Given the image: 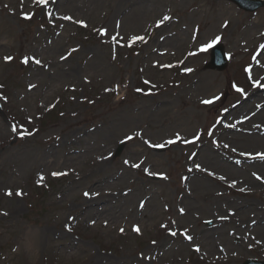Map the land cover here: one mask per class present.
I'll return each instance as SVG.
<instances>
[{
	"label": "rangeland",
	"instance_id": "rangeland-1",
	"mask_svg": "<svg viewBox=\"0 0 264 264\" xmlns=\"http://www.w3.org/2000/svg\"><path fill=\"white\" fill-rule=\"evenodd\" d=\"M66 3L0 0V125L4 130H0V181H8L3 185L4 192L11 190L10 200L0 194V213L10 211L9 219L0 214V264H79L80 258L87 260L94 253L117 262L125 247L136 255L126 256L124 264H213L193 251L180 252L177 260L147 259L145 256L153 255L155 250L141 252L151 242L181 243L184 235L188 236L172 239L167 235L176 203L184 193L189 157L200 152L203 145H220L223 120L235 116L241 107H258L257 113L264 111V102L249 103L264 92H259L257 85L251 86L246 75L264 48V8L246 13L231 3L214 0ZM53 6L57 20L51 18ZM165 16L169 19L165 20ZM212 25H216L215 30ZM250 26H256L257 32L245 47L250 49L245 51L241 47L247 43L245 32ZM160 30L169 37L187 30L186 43L167 56L151 54L159 38H155L152 48L146 41ZM213 41L224 47L228 61L224 72L206 67L211 60L206 45ZM162 47L172 49L168 43ZM35 50L41 52L42 67H51L48 72L40 69L35 81L37 93L26 90ZM193 78H205L209 83L211 91L206 99L211 103L181 97ZM249 92L255 96H248ZM172 121L189 123L194 133L186 138H195L167 148H150L159 142L155 141L158 130ZM150 135L153 143L148 147L143 141ZM89 144L93 149L105 145L106 155L110 154L105 162L109 175L126 173L130 179L113 187L108 180L100 185L104 177L98 175L101 168L97 169L94 160L85 154ZM123 144L124 151L117 157ZM40 152L70 161L79 171L89 170L78 193L72 192V184L78 183L71 175L37 178L27 163ZM204 179L212 184L218 199L245 200L252 206L251 211L264 212L262 186L242 192L240 186L223 185L213 177ZM103 187L106 195L115 196V203L120 202L124 191L138 196L169 192V196H162L167 212L142 227L141 234L133 230L120 234L115 230L105 237L103 228L92 229L87 215L79 211L85 204L82 193L98 194ZM193 197L197 204L206 201L204 192H196ZM238 218L230 219L228 228L235 231L233 220ZM206 220L201 224L203 229L215 227L212 218ZM194 223L195 220L190 226L194 227ZM45 234L59 239L53 245L74 240L90 251L73 260L61 254L51 257L46 241L29 256L24 239ZM231 242L239 246L241 241L234 235ZM253 259L264 262L256 251L236 264Z\"/></svg>",
	"mask_w": 264,
	"mask_h": 264
},
{
	"label": "bare ground",
	"instance_id": "bare-ground-1",
	"mask_svg": "<svg viewBox=\"0 0 264 264\" xmlns=\"http://www.w3.org/2000/svg\"><path fill=\"white\" fill-rule=\"evenodd\" d=\"M72 1L74 0H66V4L72 5ZM54 8L56 6L51 9V18L57 20V12L54 11ZM225 24L226 22H223V25ZM211 27L215 30L216 25ZM187 32V30L178 31L174 36L169 37L163 30H160L157 35L155 34L147 40L148 45L152 48L154 41H156L155 38H159L158 43L152 48L151 54L167 56L175 53L186 43ZM256 32V26L247 28L245 32L247 43L242 45L241 48H245L249 44ZM165 43L171 45L172 49L163 48L162 45ZM248 49L250 48L248 47L244 50L247 51ZM30 60L33 62V69L32 73L27 77L26 90L27 92L34 90L37 93L35 81L39 77L40 69L48 72L51 67L46 66L43 68L42 62L39 64L35 62L41 60L40 51L39 53L36 50L32 52ZM248 79L251 86L257 84L259 92H264V48H261L258 56L249 67ZM208 85L209 83L205 78H193L187 91L181 97L189 100L201 99L200 101L204 103V101L208 100L206 98L210 96L211 89ZM251 95L255 96L253 93L248 96ZM256 97L249 103L264 102V94L256 95ZM257 109L251 110L250 107L243 106L237 113L233 111L232 114L236 113L235 116H227L222 124L220 123V128H222L221 144L219 145L215 142L212 145H203L200 152L189 157L190 167H188V172L184 179V193L176 203L174 217L170 219L171 226L167 235L172 239L178 235L182 239L184 234L188 236L184 235L181 243L172 240L171 243L163 241L157 244L150 240L151 245H147L141 252V254H148L155 250L153 255L148 254L145 256L147 259L177 260L176 258L180 257V252L182 251L196 252L202 260L213 264H236L244 256L256 251L264 257V212L255 209L251 211L252 206L245 200L232 199L229 201L218 199L214 194L212 184L204 179V177H213L223 185L240 186L242 188L239 190L242 192L252 186H262L264 188V111L257 113ZM0 130L4 132L2 125H0ZM193 133L194 127L186 121H172L158 130L155 137V141H159L158 143L150 146L153 143L152 135L143 142L148 144L150 148H167L175 142L179 144L192 141L195 136L186 137L193 135ZM140 135L143 138L142 132H140ZM76 140L82 141L78 137ZM92 145L89 144L85 154L88 159L94 160L97 169L101 168L105 171L98 170V175L104 176L99 181L100 185L105 184L106 180H108L113 187L117 183L130 179L126 173L109 175L106 172L108 166L105 162L110 154L106 155L105 145L95 149L92 148ZM27 165L36 171V176L39 179L53 173H59V175L65 177L71 175L72 180L78 183L77 185L72 184V192L75 191V193L79 192L80 183L89 174V170L81 169L79 171L74 168L72 162H64V160L45 152L37 154ZM3 185H8V181H0V194L3 193L5 198L10 200L11 195L7 193L11 190L4 192ZM102 189L104 191L94 195L83 192L82 196L85 204H83L82 208L79 206V211L80 214L85 213L87 215L86 219L90 222L92 229L102 227L105 237H110L115 230L122 234L124 231L134 230L135 227L142 228L149 222H156L167 212L162 196H169V192L164 193V191H161L158 194L149 192L138 196L130 193V191H124L120 197V202L115 203V196L108 194L109 198L107 200L106 189L104 187ZM196 192H204L206 201L197 204L193 197ZM207 198L209 199L208 202ZM0 214L1 216H7L6 219L10 218L8 216L10 214L9 210H3ZM226 215H229L230 218H225ZM237 217L239 218L233 220L236 225L235 231H233L228 228L227 224L231 221L230 219ZM208 218H212L215 221V227L213 226L210 230L203 229L201 226V224L208 221L206 220ZM59 219H63V216H60ZM194 220V227H191L190 225ZM184 226L187 227L183 229ZM172 233H175V235ZM234 235L239 237L241 241L238 243L239 246H234L231 242ZM51 236L52 234H45V236L34 235L32 238L24 239L23 242L27 247V254L32 256L42 248L43 244L45 245L46 241L51 247V257L61 254L63 258L67 259L68 257L73 260L79 255L88 254L90 251L89 247L80 246L74 240L53 245L54 241H59V239L55 235L51 239ZM134 255H136L135 251L125 247L117 262H114L112 258H105L103 255L94 253L87 260L80 258L79 264H124V260L127 259L126 256L130 258V256Z\"/></svg>",
	"mask_w": 264,
	"mask_h": 264
},
{
	"label": "water",
	"instance_id": "water-1",
	"mask_svg": "<svg viewBox=\"0 0 264 264\" xmlns=\"http://www.w3.org/2000/svg\"><path fill=\"white\" fill-rule=\"evenodd\" d=\"M235 2L236 4H238L240 6V8L246 10V11H250L253 12L255 10H257L258 8L264 6L263 3L261 2H244L241 0H230ZM215 53V57L213 58V62L210 65L211 68L219 70V71H223L226 69V62L224 59V53H223V48L222 47H217L214 50Z\"/></svg>",
	"mask_w": 264,
	"mask_h": 264
},
{
	"label": "snow or ice",
	"instance_id": "snow-or-ice-1",
	"mask_svg": "<svg viewBox=\"0 0 264 264\" xmlns=\"http://www.w3.org/2000/svg\"><path fill=\"white\" fill-rule=\"evenodd\" d=\"M37 2L38 3H41V2H43V3H47V0H37ZM26 18H28V17H26ZM164 19L165 20H167V19H169L167 16H165L164 17ZM135 39H138V40H143L144 38L143 37H136ZM220 38L219 37H217L216 38V40H219ZM216 41H213V43H215ZM212 45L211 44H209V45H206V48L207 47H211ZM6 60H10L11 59V57H6L5 58ZM25 62H27V61H25ZM37 64H39L40 63V61L39 60H37V61H35ZM188 71H191L190 69H188ZM239 91H242V89H238ZM212 101H204V103H211ZM169 143H171V141H169ZM125 163H127V161H125ZM133 167H139V165H133ZM53 175H59V173H53ZM8 195H11V192L9 191L8 193H7ZM19 194V193H18ZM87 195V194H86ZM134 230L135 231H137V232H139V228L138 227H135L134 228ZM121 231H123V229H121ZM173 235H175V233H172ZM189 239H191V237H189ZM197 250H199V249H197Z\"/></svg>",
	"mask_w": 264,
	"mask_h": 264
}]
</instances>
